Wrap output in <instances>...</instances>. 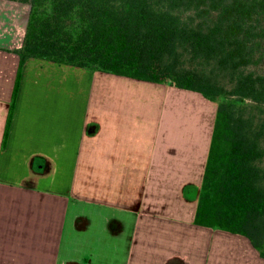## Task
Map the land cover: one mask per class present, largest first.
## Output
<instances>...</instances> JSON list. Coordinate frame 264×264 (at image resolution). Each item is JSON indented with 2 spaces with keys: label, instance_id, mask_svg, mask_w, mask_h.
<instances>
[{
  "label": "crops",
  "instance_id": "0c3cea01",
  "mask_svg": "<svg viewBox=\"0 0 264 264\" xmlns=\"http://www.w3.org/2000/svg\"><path fill=\"white\" fill-rule=\"evenodd\" d=\"M30 13L0 0V264H264L195 223L218 103L38 57L20 71Z\"/></svg>",
  "mask_w": 264,
  "mask_h": 264
},
{
  "label": "trees",
  "instance_id": "16d2710c",
  "mask_svg": "<svg viewBox=\"0 0 264 264\" xmlns=\"http://www.w3.org/2000/svg\"><path fill=\"white\" fill-rule=\"evenodd\" d=\"M19 1L31 5L20 71L38 57L218 103L195 223L245 235L264 257V73L249 70L264 61V0Z\"/></svg>",
  "mask_w": 264,
  "mask_h": 264
},
{
  "label": "rangeland",
  "instance_id": "374dc122",
  "mask_svg": "<svg viewBox=\"0 0 264 264\" xmlns=\"http://www.w3.org/2000/svg\"><path fill=\"white\" fill-rule=\"evenodd\" d=\"M249 70L254 71L256 73H264V61L257 64V65H253V66L249 67ZM224 80L226 81L227 79H224ZM228 84H230V83H228Z\"/></svg>",
  "mask_w": 264,
  "mask_h": 264
}]
</instances>
